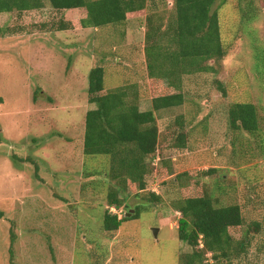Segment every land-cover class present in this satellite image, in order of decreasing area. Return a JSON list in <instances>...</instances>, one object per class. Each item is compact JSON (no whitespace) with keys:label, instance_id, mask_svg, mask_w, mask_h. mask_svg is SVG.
Masks as SVG:
<instances>
[{"label":"rangeland","instance_id":"rangeland-1","mask_svg":"<svg viewBox=\"0 0 264 264\" xmlns=\"http://www.w3.org/2000/svg\"><path fill=\"white\" fill-rule=\"evenodd\" d=\"M238 3L216 0L213 6L230 44L218 72L184 76V104L156 112L163 132L156 168L169 159L173 178L199 173L187 180L193 190L202 191V180L222 205L240 204L246 218V225L231 230L237 240L250 232L245 252L232 262L208 253L205 264H264V3L258 1L259 16L248 26ZM172 8V0H149L147 10L123 25L64 31L50 6L0 16L2 24L23 32L0 37V264H185L193 248L179 237L181 213L174 206L182 188L150 175L148 188L164 200L132 195L128 210L118 211L130 219L106 232L110 186L91 171L105 170L107 160L84 154L86 114L97 107L88 94L94 67H104L106 89L133 86L142 111L166 92L149 74L147 18L158 11L167 19ZM86 14L69 10L65 18L79 24ZM236 102L258 106L257 133L232 129L229 110ZM179 116L188 134L183 148L164 134ZM213 168L212 175L202 174Z\"/></svg>","mask_w":264,"mask_h":264},{"label":"trees","instance_id":"trees-1","mask_svg":"<svg viewBox=\"0 0 264 264\" xmlns=\"http://www.w3.org/2000/svg\"><path fill=\"white\" fill-rule=\"evenodd\" d=\"M215 1L172 0L169 18L164 19L158 11H151L148 15L146 53L149 74L166 90L153 99L152 109H140L139 94L133 86L106 89L103 66L94 67L89 75V101L97 107L86 114L84 154L88 159L104 157L107 160L105 170L95 167L91 171L105 178L110 186L103 229L106 232L118 231L130 219L122 217L119 212L128 210V199L132 195L156 203L164 200L161 194L148 188V177L157 172L164 177H161L164 183L182 188L183 195L174 201V206L181 213L179 237L193 248L183 257L185 264H205L208 253H212L217 261L232 262L252 242L249 231L239 240L231 234L232 229L246 225L240 204L222 205L220 197L200 179L197 184H200L202 191L200 188L193 190L187 180L192 176L198 178L199 173L188 171L173 178V165L169 159H162L160 169L155 166L163 133L156 112L183 105V77L218 72L219 65L229 54L230 44L223 38L220 15L213 10ZM258 1L239 0L238 10L245 26L258 18ZM47 6L56 12L58 30L64 31L78 27L123 25L129 15L147 10L149 0H0V16L40 10ZM82 9L87 14L79 24L65 18V11L77 12ZM21 33L20 30L10 29L0 20V37ZM218 83L219 89L226 93L223 83ZM229 115L234 131L255 134L260 129L261 118L254 103L236 102L230 107ZM165 131V140L170 136L168 138L175 146L186 147L188 134L183 116L177 117ZM216 169L206 170L202 174L210 176ZM136 217L138 215L132 218ZM251 227L259 231L260 226L254 222ZM12 238L14 240V236Z\"/></svg>","mask_w":264,"mask_h":264},{"label":"water","instance_id":"water-1","mask_svg":"<svg viewBox=\"0 0 264 264\" xmlns=\"http://www.w3.org/2000/svg\"><path fill=\"white\" fill-rule=\"evenodd\" d=\"M158 232H159V229L155 228L154 229V233H155L156 236H158Z\"/></svg>","mask_w":264,"mask_h":264},{"label":"built area","instance_id":"built-area-1","mask_svg":"<svg viewBox=\"0 0 264 264\" xmlns=\"http://www.w3.org/2000/svg\"><path fill=\"white\" fill-rule=\"evenodd\" d=\"M113 211H114V212H116V210H115V209H113Z\"/></svg>","mask_w":264,"mask_h":264}]
</instances>
